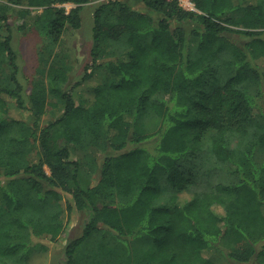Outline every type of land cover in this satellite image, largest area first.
I'll return each instance as SVG.
<instances>
[{
	"label": "trees",
	"instance_id": "1",
	"mask_svg": "<svg viewBox=\"0 0 264 264\" xmlns=\"http://www.w3.org/2000/svg\"><path fill=\"white\" fill-rule=\"evenodd\" d=\"M90 1L0 0V264L76 212L63 264H264V0H108L83 77L60 59L28 91L12 18L57 46Z\"/></svg>",
	"mask_w": 264,
	"mask_h": 264
},
{
	"label": "rangeland",
	"instance_id": "2",
	"mask_svg": "<svg viewBox=\"0 0 264 264\" xmlns=\"http://www.w3.org/2000/svg\"><path fill=\"white\" fill-rule=\"evenodd\" d=\"M106 1L108 0H91L89 3L84 4L81 10V28L67 31L63 37V42L57 46L50 44L42 27H34L23 33L17 29L19 20L16 17L12 18L14 29L13 43L18 52L20 77L24 84L27 85L28 91L31 89L32 79L40 76L41 73L46 79L49 67L54 63L59 64L60 59L61 62L66 60L71 64L68 86L73 85L83 77L86 66L92 60L94 13L99 5ZM191 1L180 0V3L184 8L191 9ZM130 2L140 9H146L140 0H130ZM64 6L67 10H70L76 5L65 3ZM230 36L236 41H243L240 36L234 34ZM89 82H91V85L95 84L94 81ZM10 113L16 119H30L29 113L18 109L16 104L12 105ZM49 119L50 114L45 115L43 117V125H46ZM73 156L75 159L80 158L81 168L86 178L90 179L92 183L100 179V168L94 173H92L91 169L92 165L101 164L103 161L104 154L97 147H94L93 150L92 148H89V150L77 149ZM87 218V215L83 212L74 213L57 241L34 239L28 250L27 264H63L66 245L70 240L82 234Z\"/></svg>",
	"mask_w": 264,
	"mask_h": 264
},
{
	"label": "built area",
	"instance_id": "3",
	"mask_svg": "<svg viewBox=\"0 0 264 264\" xmlns=\"http://www.w3.org/2000/svg\"><path fill=\"white\" fill-rule=\"evenodd\" d=\"M180 1V0H179ZM181 4V3H180ZM190 6H191V9H189V10H196V8H195V5H194V2H190Z\"/></svg>",
	"mask_w": 264,
	"mask_h": 264
}]
</instances>
